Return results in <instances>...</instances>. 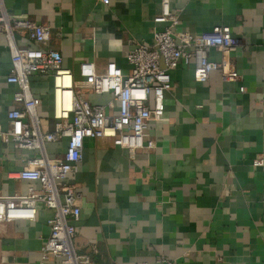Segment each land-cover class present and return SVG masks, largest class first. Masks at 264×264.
Masks as SVG:
<instances>
[{"label": "crops", "instance_id": "1", "mask_svg": "<svg viewBox=\"0 0 264 264\" xmlns=\"http://www.w3.org/2000/svg\"><path fill=\"white\" fill-rule=\"evenodd\" d=\"M178 16L174 30L192 34L228 26L239 43L230 59L239 78L224 82L211 72L205 82L192 79V64L168 70L170 88L162 112L146 133L155 147L128 152L107 138H85L81 160L65 182L79 193L74 249L91 264H264V0H169ZM4 11L49 28L40 44L59 53L61 66L77 79L81 61L102 71L113 63L125 74L130 43L151 42L161 30L152 18L159 0H3ZM19 46H35L17 35ZM218 60V51L208 52ZM10 61L0 34V129L5 113L20 107L16 89L5 81ZM30 89L39 100V130L53 129L52 81L33 74ZM86 89V83L79 81ZM86 91V90H85ZM105 104L107 94H83ZM116 108H113L115 111ZM65 138L46 142L49 157H59ZM30 151L0 141V195L24 193L39 183L12 178L26 167ZM263 158V165L251 161ZM34 221L0 223V264H58L41 261L51 211L36 204Z\"/></svg>", "mask_w": 264, "mask_h": 264}, {"label": "built area", "instance_id": "2", "mask_svg": "<svg viewBox=\"0 0 264 264\" xmlns=\"http://www.w3.org/2000/svg\"><path fill=\"white\" fill-rule=\"evenodd\" d=\"M159 7L152 22L163 24L162 29L152 32L148 44L130 43L125 74L113 63H107L99 72L92 62L81 61L76 79L61 66L57 51L40 47L49 39V28L24 16L7 14L0 0V34L10 61L5 81L15 85L12 101L20 105L6 111L8 126L0 129V141H9L17 149L32 153L25 157L27 166L11 177L39 183L38 189L29 185L24 193L0 195V223L34 221L37 203L50 210L46 219L48 235L39 248L41 261L53 256L58 264H91L89 255L77 252L72 244L79 217V193L65 182L67 175L77 170L83 139L107 138L128 152L152 150L155 144L146 133L147 124L162 112L163 95L170 88L168 70L176 64L186 67L191 63L192 79L196 82H205L211 72L224 82L233 83L239 78L230 59L239 40L228 26L219 25L198 34L174 30L179 22L177 12L171 10L169 0H159ZM17 35L35 46H19ZM211 49L218 51V60L208 59ZM33 74L51 77L54 124L49 132H41L38 127L39 100L33 96L29 81ZM80 80L91 93L107 94L108 101L91 103L79 91ZM61 138H65L62 154L49 157L44 144ZM251 165L260 167L263 158L253 159ZM154 264L172 263L160 256Z\"/></svg>", "mask_w": 264, "mask_h": 264}, {"label": "rangeland", "instance_id": "3", "mask_svg": "<svg viewBox=\"0 0 264 264\" xmlns=\"http://www.w3.org/2000/svg\"><path fill=\"white\" fill-rule=\"evenodd\" d=\"M78 88H79V91L82 92V94H84L87 91V89L83 85H79Z\"/></svg>", "mask_w": 264, "mask_h": 264}, {"label": "bare ground", "instance_id": "4", "mask_svg": "<svg viewBox=\"0 0 264 264\" xmlns=\"http://www.w3.org/2000/svg\"><path fill=\"white\" fill-rule=\"evenodd\" d=\"M67 82V81H66Z\"/></svg>", "mask_w": 264, "mask_h": 264}]
</instances>
